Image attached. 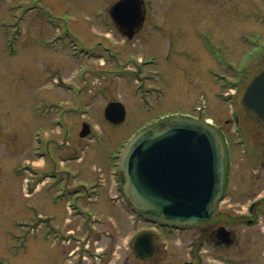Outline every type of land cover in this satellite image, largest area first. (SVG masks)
Listing matches in <instances>:
<instances>
[{
  "label": "rangeland",
  "instance_id": "rangeland-1",
  "mask_svg": "<svg viewBox=\"0 0 264 264\" xmlns=\"http://www.w3.org/2000/svg\"><path fill=\"white\" fill-rule=\"evenodd\" d=\"M144 1L146 21L128 40L109 18L115 0H0V264H74L76 254L70 251L76 243L57 247L53 234L61 226L87 231L68 212V203L75 207L78 199L107 215L89 243L99 251L114 246L110 264H225L218 259L220 251L202 239L219 226L238 235L237 247L230 255L224 253L233 262L264 264L260 227L247 229L235 216L238 210L246 211L256 196L252 194H264V184L254 182L264 179L263 172L251 159L255 152L264 158V130L241 103L246 86L264 66V2ZM62 8L66 16L58 15ZM48 11L56 18L50 27L42 20ZM16 36L14 54L8 40ZM225 92L234 95L236 107L225 100ZM201 96L208 104L206 117L223 125L231 142L238 136L230 116L234 107L245 131L247 148L234 149L228 196L219 213L203 231L198 227L166 234L144 217L138 218L142 226L132 224L131 208L124 210L109 199L116 194L111 177L116 156L131 137L159 118L179 111L197 116L193 110ZM111 101L126 108L121 124L105 118ZM81 122L92 125L88 137L79 134ZM67 128L75 130L65 139L66 154L82 146V161L62 162L65 154L52 146L63 141L60 132ZM38 130L42 139L32 154ZM26 159L41 167L26 172L28 165H22L13 174ZM63 163L78 173L71 181L73 189L79 179L84 182L82 194L97 181L106 185L93 205L83 201V195L63 197L59 192L61 172L68 169ZM260 219L263 226L264 214ZM141 227L155 232L157 251L151 259L136 258L126 246L129 234Z\"/></svg>",
  "mask_w": 264,
  "mask_h": 264
},
{
  "label": "water",
  "instance_id": "water-1",
  "mask_svg": "<svg viewBox=\"0 0 264 264\" xmlns=\"http://www.w3.org/2000/svg\"><path fill=\"white\" fill-rule=\"evenodd\" d=\"M143 0H120L112 16L124 35L132 38L144 22ZM249 116L264 127V68L242 98ZM113 123L124 120L120 103L106 109ZM89 132L84 125L82 135ZM224 147L215 129L203 121L174 118L135 136L121 157L123 192L131 205L165 224L192 225L211 218L224 185ZM229 234V233H228ZM136 254L154 251L149 233L138 237Z\"/></svg>",
  "mask_w": 264,
  "mask_h": 264
},
{
  "label": "flooded vegetation",
  "instance_id": "flooded-vegetation-1",
  "mask_svg": "<svg viewBox=\"0 0 264 264\" xmlns=\"http://www.w3.org/2000/svg\"><path fill=\"white\" fill-rule=\"evenodd\" d=\"M0 132H1V126H0ZM65 145V143H59L58 144V148L59 149H61L62 148V146H64ZM61 151L65 154V156H66V151H65V149H61ZM251 159H252V162L254 161L255 163H256V165H257V167H259V169H261V171L263 172V174H261V175H263V177H264V158H262V156H261V152H259V153H254V155H251ZM257 160V161H256ZM259 171V170H258ZM254 182L257 184V185H263L264 184V179H262V178H257V179H255L254 180ZM76 188L75 189H73V188H71V190L70 191H73L74 190V193H79L81 190H82V185L81 184H79V186H75ZM262 189V188H261ZM69 191V192H70ZM257 194H259V195H257ZM252 195H256L253 199H254V201L256 202L255 204H253V205H250L249 206V209H248V212H249V215H251V217L252 218H256V217H259V215H262L263 213V211L261 210V207H263L264 206V198L263 199H261V197H264V194L262 195V194H260L259 192H256L255 194H252ZM238 200H240V199H238ZM238 212H239V214H237V215H235L237 218H244V217H246L247 216V214H244L243 213V211H240V210H238ZM252 221H254V222H256V220H252ZM203 227V226H202ZM260 226H258V228H259ZM260 229V233H259V235H260V237H261V233H263L264 234V229H262L261 230V227L259 228ZM214 230V229H213ZM213 230H211L208 234H206V236H208L210 239H213L214 238V236L216 235L214 232H213ZM201 231H203V229L201 228ZM151 259V258H150Z\"/></svg>",
  "mask_w": 264,
  "mask_h": 264
}]
</instances>
